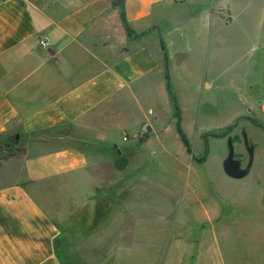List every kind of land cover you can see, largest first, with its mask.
<instances>
[{
  "label": "crops",
  "instance_id": "obj_1",
  "mask_svg": "<svg viewBox=\"0 0 264 264\" xmlns=\"http://www.w3.org/2000/svg\"><path fill=\"white\" fill-rule=\"evenodd\" d=\"M228 41L261 74L263 96L250 112L264 116V0H0V144L15 138L21 148L7 159L0 151V264H65L62 236L91 225L99 194L109 217L121 200L125 237L150 229L161 249L162 207L186 190L178 125L189 137L203 129L196 115L184 118L170 83L179 67L200 64L211 87ZM161 90L170 106H151L134 125L137 136L146 122L155 134L119 148L113 129ZM115 151L127 153L123 168ZM162 157L176 185L153 178Z\"/></svg>",
  "mask_w": 264,
  "mask_h": 264
},
{
  "label": "rangeland",
  "instance_id": "obj_2",
  "mask_svg": "<svg viewBox=\"0 0 264 264\" xmlns=\"http://www.w3.org/2000/svg\"><path fill=\"white\" fill-rule=\"evenodd\" d=\"M232 45L226 42L223 67L212 76L211 87L203 83L205 74L200 64L179 67L177 81L170 83L171 89L186 105L184 118L196 115V127L203 129H198L197 135L188 136L190 149L186 148L185 192L180 194L177 203L171 200L167 207H162L165 213L161 218L166 225L163 223V230L155 234L157 241L160 235L163 237L161 249L157 246L154 248V236L150 229L142 230L136 238L127 236V233L125 237L121 233V200L112 199L115 214L109 217L104 208L105 200L99 194L98 210L91 225L82 233L62 236L65 264H264V116L250 112L252 106L262 99V79L257 70L250 73V56L242 58L243 62L239 63ZM168 80H171L170 72ZM173 103L176 115H180V106L177 108ZM156 105L170 106L163 90L157 100L145 105L146 112H133L113 129L119 148L137 144L140 138H144V133L148 132L150 136L155 134L146 122L137 136L134 125L144 113L148 116L151 106ZM187 125L185 123L184 126L190 133ZM234 125L232 133L223 136ZM243 135L247 136L249 146L254 151L253 163L247 176L233 178L225 172L223 160L227 157L231 139L236 157L241 160L242 166L247 165L250 153ZM175 141L180 142V139L176 137ZM0 151L5 159L21 154L15 138L1 143ZM125 155L127 153L115 151L113 158L119 162ZM165 162H168L166 157L155 162L152 176L158 183L159 179L167 183L173 178ZM147 199H150L149 194L145 195ZM67 210L69 205L65 202L62 211L66 214ZM152 210L146 206L145 212ZM171 211L172 216L169 215ZM138 220L140 224L146 221L145 218ZM111 222L115 228L112 234L104 227ZM148 223L152 222L147 220L145 225ZM167 239L173 246L172 250L163 249ZM170 242L168 247H171Z\"/></svg>",
  "mask_w": 264,
  "mask_h": 264
},
{
  "label": "water",
  "instance_id": "obj_3",
  "mask_svg": "<svg viewBox=\"0 0 264 264\" xmlns=\"http://www.w3.org/2000/svg\"><path fill=\"white\" fill-rule=\"evenodd\" d=\"M229 132L230 131H226L225 133H223V136L228 135ZM243 136H244V143L246 145V148L250 153V161H248L247 165L242 166L241 160L236 157L235 145H234L233 140L231 139H229V143H228L227 157L223 160V167H224L225 172L233 178H243L247 176L251 170L252 163H253L254 151L249 146V141L247 139V136L246 135H243Z\"/></svg>",
  "mask_w": 264,
  "mask_h": 264
},
{
  "label": "trees",
  "instance_id": "obj_4",
  "mask_svg": "<svg viewBox=\"0 0 264 264\" xmlns=\"http://www.w3.org/2000/svg\"><path fill=\"white\" fill-rule=\"evenodd\" d=\"M114 3H115V5H122L123 6V0H114ZM169 92H170V95H171L173 101L175 102V104H176V106L178 108V103H177L176 96L174 94H172V92L170 91V88H169ZM178 130H179V133L181 135V138H182L184 144L186 145V147L188 149H190L188 136L183 131V129L180 127V125H178ZM148 136H149L148 132L143 134V137H148ZM118 164H119V167L123 168L125 166V164H126V160H122L121 159Z\"/></svg>",
  "mask_w": 264,
  "mask_h": 264
},
{
  "label": "built area",
  "instance_id": "obj_5",
  "mask_svg": "<svg viewBox=\"0 0 264 264\" xmlns=\"http://www.w3.org/2000/svg\"><path fill=\"white\" fill-rule=\"evenodd\" d=\"M175 1L182 2V1H185V0H175ZM39 44H40V46L46 48V47L50 46V41L48 39H40L39 40Z\"/></svg>",
  "mask_w": 264,
  "mask_h": 264
},
{
  "label": "flooded vegetation",
  "instance_id": "obj_6",
  "mask_svg": "<svg viewBox=\"0 0 264 264\" xmlns=\"http://www.w3.org/2000/svg\"><path fill=\"white\" fill-rule=\"evenodd\" d=\"M248 119L251 120V121H253L255 124H257V125H259V126L262 125L261 123H259V121L255 120V119H253V118H248ZM234 128H235V125H234V126H231V127L227 130V131H230L228 135H230V134L232 133V131L234 130ZM225 136H227V135H225Z\"/></svg>",
  "mask_w": 264,
  "mask_h": 264
}]
</instances>
